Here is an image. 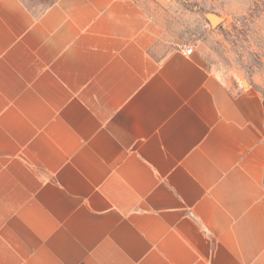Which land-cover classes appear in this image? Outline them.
Instances as JSON below:
<instances>
[{
  "label": "crops",
  "instance_id": "crops-1",
  "mask_svg": "<svg viewBox=\"0 0 264 264\" xmlns=\"http://www.w3.org/2000/svg\"><path fill=\"white\" fill-rule=\"evenodd\" d=\"M147 0H0V264H264V103Z\"/></svg>",
  "mask_w": 264,
  "mask_h": 264
},
{
  "label": "rangeland",
  "instance_id": "rangeland-1",
  "mask_svg": "<svg viewBox=\"0 0 264 264\" xmlns=\"http://www.w3.org/2000/svg\"><path fill=\"white\" fill-rule=\"evenodd\" d=\"M23 1L41 12L54 0ZM147 1L177 49H199L210 70L264 103V0Z\"/></svg>",
  "mask_w": 264,
  "mask_h": 264
},
{
  "label": "built area",
  "instance_id": "built-area-1",
  "mask_svg": "<svg viewBox=\"0 0 264 264\" xmlns=\"http://www.w3.org/2000/svg\"><path fill=\"white\" fill-rule=\"evenodd\" d=\"M182 52L186 56H191L194 53V48L193 47H186L182 49Z\"/></svg>",
  "mask_w": 264,
  "mask_h": 264
}]
</instances>
